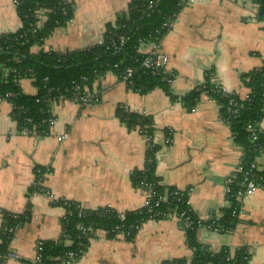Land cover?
I'll use <instances>...</instances> for the list:
<instances>
[{
    "label": "crops",
    "instance_id": "1",
    "mask_svg": "<svg viewBox=\"0 0 264 264\" xmlns=\"http://www.w3.org/2000/svg\"><path fill=\"white\" fill-rule=\"evenodd\" d=\"M130 1L69 0L71 19L31 51L94 46ZM257 8V0H203L178 12L159 41L168 57L166 68L175 75L174 100L160 87L132 91L107 71L88 87L97 93L96 101L85 106L68 100L51 104L54 123L43 137L19 133L10 103L0 101V228L4 213L29 211L10 242L15 258L6 264H35L37 242L61 236L65 209L52 201L70 200L88 210L109 207L119 214L142 208L146 192L133 184L131 174L145 167L146 138L120 121L119 105L150 115L154 141L160 146L155 175L165 186L189 190L190 207L198 218L216 216L227 206L224 180L240 160L242 148L220 117L216 100L202 93L191 108L183 98L203 82L208 70L212 82L240 98L248 96L242 75L259 67L264 57V20L258 18ZM20 27L12 0H0V34ZM20 84L25 93H36L31 79L23 78ZM260 127L264 130V116ZM167 129L170 142L165 144ZM256 160L264 166V153ZM36 167L45 170L40 184L47 193L28 195ZM195 241L212 253L226 248L233 255L246 248L248 264H264V189L257 188L242 201L233 230L197 227ZM193 253L178 222L159 218L144 221L131 239L109 238L98 231L69 264H161L182 257L189 261Z\"/></svg>",
    "mask_w": 264,
    "mask_h": 264
},
{
    "label": "trees",
    "instance_id": "2",
    "mask_svg": "<svg viewBox=\"0 0 264 264\" xmlns=\"http://www.w3.org/2000/svg\"><path fill=\"white\" fill-rule=\"evenodd\" d=\"M145 2L146 0H131L126 11L117 14L113 24L106 25L102 43L75 51L41 50L33 53L32 46L41 45L56 27L66 24L71 19L73 11L69 2L64 5L67 13L63 14L64 7L61 0L21 1L17 7L21 27L15 32L0 34V95L10 94L6 100L11 103V116L18 132L22 126H25L28 130H33L28 135L35 137L47 135L50 129L48 122L51 117L50 103L60 96L65 98L72 96L73 81L82 83L80 79L84 76L87 79L85 81L87 87H90L97 77L112 71L114 64H117V73L131 64L132 58L138 56L137 47L141 39L146 42L161 40L167 32V30H160L161 23L178 12V0H161L148 15L145 14ZM257 4V16L264 20V0H257ZM39 6L48 8L47 19L33 31L32 26L35 23L33 12ZM120 35L124 37L123 44L119 42ZM112 39L115 41L114 46L111 45ZM211 71L208 70L203 82L188 93L183 101H189V107L192 108L202 93L216 100L221 117L229 118L227 124L233 140L241 146V158L244 163H247L254 156L264 153V130L260 129V122L264 116V57L259 67L242 75L243 84L250 90L245 98H240L235 93L223 89L220 84L212 82ZM23 78L32 80L36 93L27 94L22 90L20 80ZM154 87L162 88L171 99H175L171 89L151 75L136 76L132 89L144 93ZM227 106H230V113L226 111ZM116 115L128 129H138L143 135H153L154 129L150 115L125 111L120 105L116 108ZM170 132L166 130L168 137ZM159 147L156 143L147 146L145 167L133 171L131 180L136 187L144 183V189L153 192L151 198L153 204L159 195L167 194L168 202H159L153 208L154 212H164L167 208L177 211L186 210L190 218L196 221L198 217L192 209L187 210L184 200H177L172 194L176 188L163 185L160 178L155 175L156 152ZM34 171L35 180L41 182L45 170L36 167ZM258 175L262 178L259 181L264 187V169ZM237 187L241 185L238 184ZM35 192H38V186L30 185L28 195ZM52 202L65 209L61 219V236L57 240L42 241L39 252L40 261L37 263L34 261L35 264H61L66 261L67 253L70 251L80 250L79 258L93 238L92 231H106V236L109 238L122 232L126 239H131L137 231L136 226L148 220L149 217L146 208L128 211L121 219L120 214L109 207L88 210L70 200L59 199ZM221 212L223 215L218 221V231L233 230L239 215H232L228 208H223ZM28 217V210L17 214H3L0 228L1 256L12 252L10 242L14 231ZM159 218L165 217L162 215L156 217V219ZM80 227L85 228L86 231L82 232ZM180 227L184 231L186 245L194 252L193 257L189 261L182 257L165 260L161 264H248L250 255L246 248L237 249L233 255H230L226 248L218 253H212L195 241L197 228L195 222L188 227L183 225ZM0 264H4L2 258Z\"/></svg>",
    "mask_w": 264,
    "mask_h": 264
},
{
    "label": "built area",
    "instance_id": "3",
    "mask_svg": "<svg viewBox=\"0 0 264 264\" xmlns=\"http://www.w3.org/2000/svg\"><path fill=\"white\" fill-rule=\"evenodd\" d=\"M21 1L22 0H12V4L15 6L16 10H17V7L21 4ZM160 1L161 0H146L145 6H144V9L146 12L145 14L148 15ZM201 1L203 0H178V6H179L178 12L184 7L193 6L195 4L200 3ZM66 3H69V0H61V4L63 7L64 5H66ZM47 11H48V8L45 6H39L34 10L33 14L35 18V23L32 26L33 31H35L39 26H41L45 22V20L47 19V15H46ZM62 11H63V14L67 13V9L65 7L62 8ZM178 12L166 18L165 20H163V22L161 23L160 30L169 31L173 26V23L178 15ZM111 41H112L111 45L114 46L115 41L113 39ZM159 41L160 39L146 42L141 39L137 47L138 56L133 57L131 64H128L127 66H125L122 72L117 73L116 72L118 68L117 64L113 65L114 69L112 70V72H114L118 76V78L122 82H124L130 90L135 91V89L134 90L132 89L135 84V78L136 76H141V75L154 76L155 78L159 80V82L166 84L170 89L172 88L175 75L173 72H171L169 69L166 68L168 57L160 51ZM119 42L120 44H123L124 42L123 35L119 36ZM98 43H102V38L98 41ZM143 45L148 47L146 51H142L140 49V47ZM86 80H87L86 77L83 76L80 79L82 83L81 82L78 83L75 81L72 82L74 86L72 96L66 97V98L60 96L57 100L51 101L50 106H49V112L51 114V117L49 118V121H48L49 128L54 123V116L51 111V104L53 102H60V101L68 100V101L75 102L76 104L80 106H85L97 100V93H94L93 91L88 89L87 84L85 83ZM9 95H10L9 93L5 94L4 96L0 95V101L2 100L7 101L6 98ZM263 96H264V92H263ZM120 106H122L125 111H128V108L126 106L124 105H120ZM226 111L230 113L229 112L230 106L226 107ZM222 120L227 124L229 118L228 117L222 118ZM260 131L263 132V130H260ZM30 132H33V130L30 131L25 126H22L19 131V133L27 134V135ZM144 136L146 138L147 146H149L150 144H155L153 135L152 136L144 135ZM64 137H66L65 133L61 135L60 137H58V140H62ZM169 142H170V138L166 137L164 139V143L168 144ZM256 159L257 157L254 156V158L251 161L244 163L242 158H240V160L236 163L232 172L224 180V187H225L224 193H225V198L227 202V206L225 208L230 209L232 215H240L242 201L245 198H247L249 195H251L257 188L264 189L261 182L259 181V180H262V178L258 175L259 172L264 169V166H261L260 164H258ZM33 184L38 186V192L47 193L45 188L41 186L40 181L35 180ZM238 184H240L241 187H237ZM144 187H145V184L142 183L141 186H139L138 188L146 192V198L144 200V204L142 208H146L147 212L149 213L148 219L155 220L156 217L162 215L165 218L175 219L178 222V225L180 223L179 226L183 225L184 227H188L195 222L197 227L204 226L210 229H214L216 231L219 230L218 221L223 215L222 212L208 219L197 218L196 221L190 218V215L186 213V210L177 211L172 208H167L166 211L164 212H160V211L154 212L153 208L157 206L159 202L161 201L168 202L169 200L168 196L167 194L159 195L155 199V202L153 204L151 202L153 192L149 189H144ZM172 194L176 197L177 200L183 199L187 206V210H190L189 208L191 207H190V201H189V190L176 188ZM120 218L123 219V214H120ZM141 224L136 226L137 230L140 228ZM80 228L82 229V232L86 231L85 228L83 227H80ZM90 231H92V229H90ZM98 231L100 230L91 232V235L93 238L96 237ZM102 233L103 235L106 236V231H102ZM118 235L124 236V233L119 232ZM41 244H42V241H38L36 244V248H35L36 254L34 258V261L36 263L40 261L39 252L41 251ZM80 252H81L80 250L77 252H73V251L68 252L67 259L64 263L69 264L77 260ZM1 258L3 259V263L6 264L8 260L15 258V255L13 252H9L8 254L4 256L0 255V259Z\"/></svg>",
    "mask_w": 264,
    "mask_h": 264
},
{
    "label": "rangeland",
    "instance_id": "4",
    "mask_svg": "<svg viewBox=\"0 0 264 264\" xmlns=\"http://www.w3.org/2000/svg\"><path fill=\"white\" fill-rule=\"evenodd\" d=\"M30 90H31V91H34V89H33L32 87L30 88Z\"/></svg>",
    "mask_w": 264,
    "mask_h": 264
}]
</instances>
